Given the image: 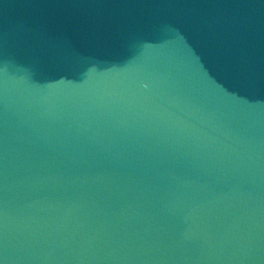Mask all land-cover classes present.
Listing matches in <instances>:
<instances>
[{
	"label": "water",
	"instance_id": "water-1",
	"mask_svg": "<svg viewBox=\"0 0 264 264\" xmlns=\"http://www.w3.org/2000/svg\"><path fill=\"white\" fill-rule=\"evenodd\" d=\"M0 264H264V0H0Z\"/></svg>",
	"mask_w": 264,
	"mask_h": 264
}]
</instances>
